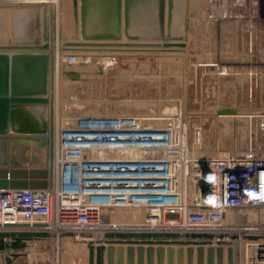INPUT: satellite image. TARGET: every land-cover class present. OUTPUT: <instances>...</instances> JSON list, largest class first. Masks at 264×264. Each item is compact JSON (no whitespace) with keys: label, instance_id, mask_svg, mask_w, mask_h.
Listing matches in <instances>:
<instances>
[{"label":"built area","instance_id":"1","mask_svg":"<svg viewBox=\"0 0 264 264\" xmlns=\"http://www.w3.org/2000/svg\"><path fill=\"white\" fill-rule=\"evenodd\" d=\"M45 1L0 0V4L49 2ZM209 1L217 6L208 9L206 20L239 21V53L248 52L240 62L262 63L264 0ZM62 55L66 64L84 62L74 52ZM106 55H111V65L116 62L115 53ZM249 113L252 125L245 147L205 153V170L200 156L193 154L200 128L189 133L181 112L166 117L162 126L139 123L136 116L126 114L78 115L56 139L62 150L61 181L45 189L0 188V231L26 222L71 236L108 229L207 231L222 233L221 240L235 247V264H264V104ZM100 151L104 155H93ZM126 152L134 154L117 156ZM134 206L143 207L147 216L140 227L116 226L104 214L108 208ZM164 212L180 218L162 220ZM6 255L0 252V264H5ZM28 264L59 263L47 253L29 257Z\"/></svg>","mask_w":264,"mask_h":264},{"label":"water","instance_id":"2","mask_svg":"<svg viewBox=\"0 0 264 264\" xmlns=\"http://www.w3.org/2000/svg\"><path fill=\"white\" fill-rule=\"evenodd\" d=\"M61 3L62 26L66 24L69 31L61 30L58 49L63 54L74 52L85 56L118 51L169 54L185 49L189 0H61ZM53 17L46 4L8 9L0 5L1 189H45L53 185L54 103L58 77L52 46L55 41ZM237 35L240 49V24ZM77 72L66 76L77 79ZM238 112L232 107L216 111L219 115ZM228 138L230 140L229 135ZM236 142L240 149L238 139ZM233 144L230 142L229 146ZM199 161L203 170L207 169L202 154ZM27 225L12 223L9 226ZM31 226H40V223ZM46 236V231H0V252L8 253L5 264L26 255L23 250L28 240ZM82 236L89 238L85 241L88 264H234L235 252L230 244L221 240L222 233L108 229L100 236ZM214 237L218 238L215 243Z\"/></svg>","mask_w":264,"mask_h":264},{"label":"rangeland","instance_id":"3","mask_svg":"<svg viewBox=\"0 0 264 264\" xmlns=\"http://www.w3.org/2000/svg\"><path fill=\"white\" fill-rule=\"evenodd\" d=\"M199 1L195 5V0H192L190 7L192 13L200 12H197L200 16L193 24L199 27V32L193 33L190 40L187 34L185 49L181 52H114L116 62L111 66L103 65L102 62L106 63V60L97 61L96 58L89 57L84 65L89 68L81 67V75L77 79L64 78L59 74L56 98L59 96L60 104L57 102V114L55 108V123L59 119L61 125L67 127L76 116L96 115L98 112L95 113L94 110H101L103 112L98 115L127 113L126 115L141 118L145 123L162 126L166 117L181 112L189 133L193 127L200 128V143L193 145L195 156L218 150L238 149L236 139L241 144L240 149H243L248 128L252 125L248 118L249 110L259 107L260 103L264 104V61L256 65L240 62L244 57L242 54L246 56L248 52L242 49V54L239 53L241 49L238 48L235 30L237 24L226 21L212 23L206 20L204 13L209 8L215 9L217 5L212 7L209 0ZM8 3L4 4L7 9L12 6ZM61 16L63 18L64 14ZM262 36L263 34L260 35ZM192 41L196 49L194 52L186 49ZM262 46L264 48V42ZM184 52L187 54L184 55ZM89 55L93 54H86L81 59L84 60ZM197 62H213L215 65L207 67L206 64L197 65ZM61 65L66 70L73 66L69 67L63 61ZM135 99L143 101L135 104L132 102ZM224 107L236 108L239 112L236 116L216 113ZM150 115L157 118L150 121ZM238 122L241 123L237 125ZM230 142L234 143L232 147L229 146ZM188 194L189 192L187 196ZM104 214L111 223L118 226L124 224L128 228L142 226L147 217L144 208L138 206L108 208L104 210ZM161 217L165 221L180 218L177 213L170 212H164ZM73 235L48 231V246L34 256L42 257L51 253L59 264H88V248L84 236ZM12 263L27 264L26 255L15 258Z\"/></svg>","mask_w":264,"mask_h":264},{"label":"bare ground","instance_id":"4","mask_svg":"<svg viewBox=\"0 0 264 264\" xmlns=\"http://www.w3.org/2000/svg\"><path fill=\"white\" fill-rule=\"evenodd\" d=\"M48 1V0H47ZM47 1H45V2H47ZM63 1H65V0H63ZM191 1V0H190ZM9 4V3H8ZM48 4V6L50 7V9H51V11H52V13H53V16H57L56 17V21L54 22L55 24H54V28H55V33H56V35L57 36H55V41L53 42V48H54V51H55V57H56V68H57V70H59V68H61L60 66H61V64H62V61H63V53L61 52V51H59V49H58V47H59V44H60V42H61V30L63 29L64 31H66V33L67 32H69L68 31V26H66V24L65 25H63L62 26V24H63V22H64V18H62V16L61 15H63L64 13H63V9H62V3H60V0H49V2L47 3ZM46 4V5H47ZM64 4H65V2H64ZM0 5H2V6H4V4H0ZM11 5L12 6H16V7H20V3L19 4H16V3H11ZM26 5H34V4H25V6ZM40 5H44V4H40ZM39 5V6H40ZM54 13L56 14V15H54ZM206 13H204V15H205ZM203 14H201V16H202ZM60 16V17H59ZM64 17V16H63ZM54 18V17H53ZM55 19V18H54ZM195 20V19H194ZM204 20V19H203ZM63 21V22H62ZM199 22V21H198ZM232 22H234L235 24H237L238 25V22L239 21H232ZM195 23V22H194ZM199 24V23H198ZM58 37V38H57ZM56 38H57V40H56ZM118 52H120V51H118ZM112 53H114V52H112ZM116 53V52H115ZM161 54V53H160ZM89 57H93L94 59L96 58L97 59V61H100L99 59H101L102 61L103 60H106V65H108V66H110L111 65V63H112V58H111V55H106V53L105 54H93L92 56H87L86 57V61L88 62V60L87 59H89ZM84 58V57H83ZM85 60V59H84ZM86 61H84L85 62V64H86ZM83 62V63H84ZM201 63V62H200ZM204 64H206V66L207 67H209V65H211V66H213L214 65V63L213 62H208V63H201L200 65H204ZM77 66V65H76ZM86 68H89V66H87L86 65ZM92 68V67H91ZM221 70V69H220ZM57 74H58V71H57ZM59 74H60V72H59ZM59 74H58V76H59ZM61 75V74H60ZM61 77V76H60ZM63 78V77H62ZM60 79V78H59ZM98 79H100V78H98ZM61 80V79H60ZM59 88V87H58ZM57 92V91H56ZM58 94V93H57ZM55 96H57V95H55ZM59 97V96H58ZM61 98V97H60ZM59 98H57L56 99V101H55V108H56V114H57V111H58V104H57V102L59 103V100H58ZM128 100V99H127ZM151 100V99H150ZM166 100V99H165ZM164 100V101H165ZM121 100H119V102H120ZM130 102H131V100H129ZM142 101L143 100H140V99H138V100H132V102L133 103H135V104H141L142 103ZM152 101H154V100H152ZM63 102V101H62ZM148 102V101H147ZM145 103L146 102H144V105H145ZM60 104V103H59ZM134 104V105H135ZM143 105V104H142ZM90 109V108H89ZM92 109V108H91ZM98 109V108H97ZM94 110V109H93ZM93 110H92V113H93ZM91 112V111H90ZM94 112L96 113V112H98L99 114L101 113V112H103V111H101V110H97V111H95L94 110ZM121 112V111H120ZM89 113V112H88ZM98 113L96 114V115H98ZM105 113H107V112H105ZM110 113V112H109ZM123 113H125V112H123ZM129 113V112H128ZM112 114V113H111ZM127 114V113H126ZM132 114V113H131ZM60 115V114H59ZM129 115V114H128ZM63 116V115H62ZM151 116V115H150ZM143 117V116H142ZM148 117V116H147ZM226 117V116H225ZM136 118H138L139 119V123H142L143 122V120L141 119V118H139V117H137L136 116ZM157 117L156 116H151V118H149V120L150 121H154L155 119H156ZM148 119V118H147ZM63 120V119H62ZM57 121H59V122H57V123H55V130H54V145H53V148H54V150H53V160H52V167H53V183H56L57 181L59 182V180L61 181V176H60V174H59V172H60V153L62 152V150L60 149V146H59V144H58V141L56 140L57 138H58V134H59V131L62 129V128H66V127H63L62 125H61V122H60V120L58 119ZM74 121V120H73ZM57 124V125H56ZM64 124V123H63ZM148 124H152L151 122H148ZM71 125V124H70ZM57 141V142H56ZM200 143V142H199ZM197 145V144H196ZM209 150V149H208ZM209 153V152H208ZM133 154L134 153H132V152H126V153H124V154H119V155H117V156H125V157H132L133 156ZM91 155H92V153H91ZM94 156H102V155H104V153L103 152H96V153H94L93 154ZM203 155V154H202ZM203 156H205V155H203ZM185 186H186V181L184 180L183 181V187L185 188ZM153 218V217H152ZM241 218H242V216H241ZM112 224H115V223H112ZM116 226H117V224H115ZM25 227V226H24ZM173 230V229H172ZM176 230V229H175ZM46 232H48V231H46ZM100 235H102V233H95L94 235H92V237H96V236H100ZM77 236H79V235H75L74 237H77ZM82 236V235H81ZM89 238H86L85 237V241L86 240H88ZM213 241V243H215L216 241H217V239H213L212 240ZM233 250H234V252L236 251L235 250V247L233 246ZM29 257V256H28ZM25 259V258H24ZM234 264H235V256H234ZM17 261V260H16ZM15 261V262H16ZM22 261V260H21Z\"/></svg>","mask_w":264,"mask_h":264},{"label":"crops","instance_id":"5","mask_svg":"<svg viewBox=\"0 0 264 264\" xmlns=\"http://www.w3.org/2000/svg\"><path fill=\"white\" fill-rule=\"evenodd\" d=\"M192 1V0H191ZM191 1L189 0V29H188V35H189V37H188V40H190L191 39V36H192V34L193 33H196L197 31L199 32V27H197V25H193V24H195L194 23V19L196 20V19H198V17L200 16V15H198L200 12L199 11H197V12H199L198 14H197V12H191V9H190V7H191ZM195 5H198L199 3H200V1L199 0H195ZM198 15V16H197ZM194 43H193V41L187 46V50L189 49L190 51H195L196 49H195V47H194V45H193ZM185 53L187 54V52H184V55H185ZM198 63H200V62H197V65H198ZM69 65H73L72 66V68L69 66ZM69 65H67V66H69L70 68L68 69V70H66L65 68H63V65H61L60 67L61 68H59V70H58V74H59V72H60V74L62 75V76H64V78H69L68 76H66L67 75V73L68 74H71L72 72H77V71H79V75H81V73H80V70H82L84 67H86V66H83V65H79V64H69ZM75 65H77V66H75ZM81 67H82V69H81ZM88 69V68H87ZM64 71V72H63ZM78 73V72H77ZM55 98H56V96H55ZM58 98V97H57ZM56 98V99H57ZM55 104V103H54ZM25 222V221H24ZM34 222H37V221H34ZM27 223V222H26ZM29 223V222H28ZM39 224V223H38ZM120 226H123V227H126V225H124V224H122V225H120ZM17 229H24V230H28V231H30V230H35V231H45L44 229H43V227L42 226H30L29 224L27 225V226H21V227H17ZM116 245V244H115ZM124 245H126V244H124ZM48 246V238H47V236L46 237H40V238H36V239H32V240H28L27 241V247H26V249L24 250L25 251V253H27V255H26V259H27V264H28V259H29V257H33L36 253H38V252H42V250L43 249H45L46 247ZM29 256V257H28ZM13 264V263H12Z\"/></svg>","mask_w":264,"mask_h":264}]
</instances>
